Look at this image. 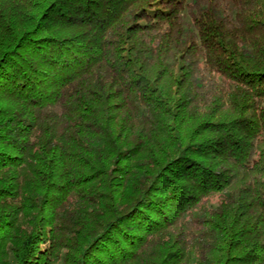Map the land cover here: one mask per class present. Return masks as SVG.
Segmentation results:
<instances>
[{"label":"trees","instance_id":"trees-1","mask_svg":"<svg viewBox=\"0 0 264 264\" xmlns=\"http://www.w3.org/2000/svg\"><path fill=\"white\" fill-rule=\"evenodd\" d=\"M0 264H264V0H0Z\"/></svg>","mask_w":264,"mask_h":264}]
</instances>
